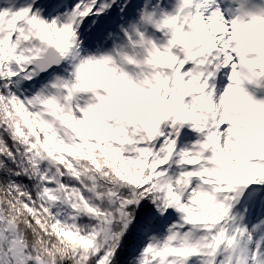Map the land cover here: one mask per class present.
Returning <instances> with one entry per match:
<instances>
[{"label": "snow or ice", "instance_id": "snow-or-ice-1", "mask_svg": "<svg viewBox=\"0 0 264 264\" xmlns=\"http://www.w3.org/2000/svg\"><path fill=\"white\" fill-rule=\"evenodd\" d=\"M0 264H264V0H0Z\"/></svg>", "mask_w": 264, "mask_h": 264}]
</instances>
